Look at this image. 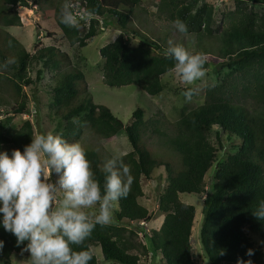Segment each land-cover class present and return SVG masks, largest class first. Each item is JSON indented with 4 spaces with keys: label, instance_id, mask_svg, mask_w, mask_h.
Segmentation results:
<instances>
[{
    "label": "trees",
    "instance_id": "trees-1",
    "mask_svg": "<svg viewBox=\"0 0 264 264\" xmlns=\"http://www.w3.org/2000/svg\"><path fill=\"white\" fill-rule=\"evenodd\" d=\"M199 1L161 0L158 11L172 22L183 21L186 33L196 37L201 48L192 52L184 39L174 44L184 46L191 53L205 54V68L214 62L221 63V70L227 68L228 71L206 86L202 104L174 123V132L167 139L172 151L165 156L155 153L143 140L144 133L152 129L144 119V111L136 108L133 121L125 125L109 107L96 103L84 71L73 64L67 52L56 45L30 52L14 36L0 33V91L13 98L15 112H28L24 87L40 84L49 74L53 80L49 108L65 122L60 135L69 142H76L87 131L101 138L124 131L132 147L124 155V162L131 169L133 183L127 197L118 202L119 222L97 225L84 242L83 246L93 254L90 264H98L92 250L94 245L101 247L106 261L140 264L139 255L135 253L137 246L132 240L135 231L122 223L151 220L148 208L140 202L144 196L141 179L149 178L161 166L167 172V186L159 199V212L164 219L159 230L152 231L151 245L154 251L161 253L166 264H198L191 243L196 207L183 202L180 195L202 196L206 175L215 163L218 168L213 187L204 200L200 231L203 251L212 264H264L261 246L250 237V233H254L264 242V221L252 215L258 203L264 200V11L248 6V3L264 5V0H232L236 9L229 14L228 24L219 28L215 27L216 5L202 7ZM30 3L38 6L39 0H0L2 25H20L16 8ZM141 3L142 0H77L57 6L54 17L65 38L79 47L87 46L98 35L101 19L116 21L122 31L139 41L131 44L120 34L100 49L103 82L112 87L135 84L147 94L158 96L165 90L162 77L171 72L174 61L164 55L170 40L154 39L139 26L137 7ZM64 5H69L75 14L79 9L85 15L90 13L89 25L82 21L75 27L60 23ZM208 40L218 42V47H206ZM13 46L16 55L10 52ZM9 58L15 63L6 65ZM248 98L255 103L254 107L245 103ZM11 120L10 117L0 120V150L9 153L13 149L22 151L35 136L29 119L16 133L9 135ZM213 128L217 129L218 141L221 134L239 141L234 145L237 151L229 154L223 163L217 162V149L210 140ZM153 131L158 132L156 128ZM84 149L103 190L102 169L109 157L95 149ZM0 240L4 241L0 262L9 263L13 255L25 252L22 251L24 245L18 247L16 238L2 228Z\"/></svg>",
    "mask_w": 264,
    "mask_h": 264
},
{
    "label": "rangeland",
    "instance_id": "rangeland-1",
    "mask_svg": "<svg viewBox=\"0 0 264 264\" xmlns=\"http://www.w3.org/2000/svg\"><path fill=\"white\" fill-rule=\"evenodd\" d=\"M77 0H39V5L30 3L27 6H17V12L21 20L20 25L4 26L3 20H0V33L3 36L12 35L18 42L24 45L28 51L34 52L35 49L47 45H56L63 51L67 52L75 66L84 71L88 88L91 91L94 101L99 104H104L125 124L128 125L133 121V112L136 108H141L144 111V119L148 122L149 128L152 129L145 132L143 140L146 145L153 149L160 156H165L172 151L167 144L168 136L174 132V123L177 122L183 114L203 103L205 99V89L208 84L217 81L227 68L221 70L220 65L210 62L206 66V75L193 85L182 83L174 73L170 72L162 77L165 85V90L158 96H151L141 90L135 84L125 85L121 87L108 86L103 82V59L100 54V49L110 42L114 41L117 36H123L131 43L137 44L138 38L125 33L117 25L116 21L111 18L99 19L98 35L92 38L88 45L79 47L71 45L65 38L57 26L54 17V11L57 6L62 3H72ZM161 0H142L140 6L137 7L139 26L142 30L156 39V37H164L165 40L178 42L184 39L186 46L194 52L200 49L198 40L190 33H180L174 27V23L168 20L164 15L160 14L158 7ZM216 5L217 12L215 15V27L226 26L229 21V14L236 9L235 1L232 0H200L199 5L204 7L208 5ZM1 5V4H0ZM249 7L256 11H264V5H255L248 3ZM155 9V11H153ZM77 10L78 17L87 16L86 19H81L86 26L89 25L91 17ZM166 35V36H165ZM167 39H166V38ZM206 47H218L216 41H205ZM0 45L2 46L1 42ZM205 46V45H204ZM12 55H16V48H10ZM35 75L34 72L31 73ZM53 86V80L48 74L39 84L24 87L27 94L28 112H15V103L12 97L0 91V120L10 117L11 126L8 130L9 135H13L19 127L29 119L33 123L34 133L37 134H61L63 131L64 121L55 116L49 104L52 101L50 89ZM188 88L194 89V93L190 100L183 95ZM245 103L250 107H254V102L251 99H246ZM153 121H158L155 124ZM156 128L157 131H153ZM217 129L213 128L210 134V140L217 149L216 160L218 163L225 162L227 156L237 151L234 145L239 143L238 140L229 139L226 134L220 135V141L217 139ZM79 143L83 148L95 149L102 154L111 158L113 154L125 153L132 150V147L127 139L126 133L121 131L119 134L110 138H101L92 131H87ZM218 164L209 170L206 175V189L202 196L195 194H181V200L187 204H192L196 207L195 222L192 229L191 243L193 247L194 258L198 264H212L202 248L201 243V226L203 222L204 200L212 190L215 171ZM54 178V177H53ZM142 189L144 196L140 202L145 205L151 213V220L146 221L148 228L144 230L141 222L124 221L122 224L128 229L135 231L132 236L137 249L135 253L139 255L140 264H166L161 253L153 250L150 236L153 230L158 231L164 215L159 212V199L167 186V172L164 166L155 169L149 178L142 177ZM118 211V203L113 209L111 224H117L116 212ZM129 235V232L127 233ZM258 245L261 246L264 252V242L254 233H250ZM147 246V247H146ZM146 247L147 251H144ZM97 256L98 264H115L106 261L103 258L101 247L94 245L92 248ZM30 254L23 252L21 255H13L9 263L0 262V264H28Z\"/></svg>",
    "mask_w": 264,
    "mask_h": 264
},
{
    "label": "clouds",
    "instance_id": "clouds-1",
    "mask_svg": "<svg viewBox=\"0 0 264 264\" xmlns=\"http://www.w3.org/2000/svg\"><path fill=\"white\" fill-rule=\"evenodd\" d=\"M86 18L69 5L60 11L65 26L75 27ZM173 23L178 32H187L183 21ZM164 55L174 61L170 71L186 85L206 75L203 53L169 41ZM13 63L12 58L5 62ZM193 93L188 88L183 95L190 100ZM124 155L113 154L104 162L102 190L85 149L62 135L37 134L22 151L0 150V228L16 238L18 247L24 245L28 264H90L93 254L84 242L97 225L110 223L113 209L127 197L134 180ZM252 215L264 221V200ZM3 247L0 240V250Z\"/></svg>",
    "mask_w": 264,
    "mask_h": 264
},
{
    "label": "built area",
    "instance_id": "built-area-1",
    "mask_svg": "<svg viewBox=\"0 0 264 264\" xmlns=\"http://www.w3.org/2000/svg\"><path fill=\"white\" fill-rule=\"evenodd\" d=\"M140 224H141L144 228H147V227H148V223L145 222V221H142Z\"/></svg>",
    "mask_w": 264,
    "mask_h": 264
}]
</instances>
